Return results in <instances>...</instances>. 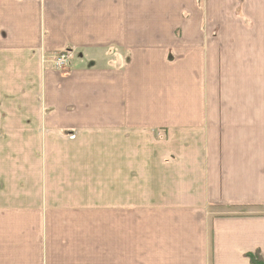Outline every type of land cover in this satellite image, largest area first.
<instances>
[{
  "label": "crops",
  "instance_id": "crops-1",
  "mask_svg": "<svg viewBox=\"0 0 264 264\" xmlns=\"http://www.w3.org/2000/svg\"><path fill=\"white\" fill-rule=\"evenodd\" d=\"M257 251L264 0H0V264Z\"/></svg>",
  "mask_w": 264,
  "mask_h": 264
},
{
  "label": "built area",
  "instance_id": "built-area-1",
  "mask_svg": "<svg viewBox=\"0 0 264 264\" xmlns=\"http://www.w3.org/2000/svg\"><path fill=\"white\" fill-rule=\"evenodd\" d=\"M71 58H72V51L64 50L62 52H59L54 59V64L56 69L63 73L68 72Z\"/></svg>",
  "mask_w": 264,
  "mask_h": 264
},
{
  "label": "trees",
  "instance_id": "trees-1",
  "mask_svg": "<svg viewBox=\"0 0 264 264\" xmlns=\"http://www.w3.org/2000/svg\"><path fill=\"white\" fill-rule=\"evenodd\" d=\"M248 257L253 264H264V257L260 254V251L249 254Z\"/></svg>",
  "mask_w": 264,
  "mask_h": 264
}]
</instances>
